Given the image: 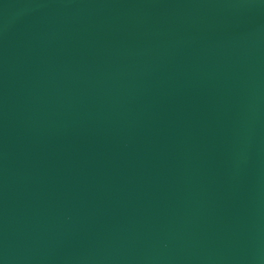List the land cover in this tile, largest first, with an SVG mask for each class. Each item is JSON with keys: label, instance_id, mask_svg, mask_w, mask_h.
I'll return each mask as SVG.
<instances>
[{"label": "water", "instance_id": "water-1", "mask_svg": "<svg viewBox=\"0 0 264 264\" xmlns=\"http://www.w3.org/2000/svg\"><path fill=\"white\" fill-rule=\"evenodd\" d=\"M0 264H264V0H0Z\"/></svg>", "mask_w": 264, "mask_h": 264}]
</instances>
